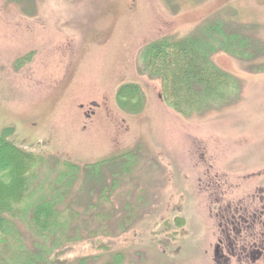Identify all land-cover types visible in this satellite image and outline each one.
I'll list each match as a JSON object with an SVG mask.
<instances>
[{
	"label": "rangeland",
	"instance_id": "1",
	"mask_svg": "<svg viewBox=\"0 0 264 264\" xmlns=\"http://www.w3.org/2000/svg\"><path fill=\"white\" fill-rule=\"evenodd\" d=\"M218 19L253 44L246 58L221 50L211 57L235 89L223 102L177 113L141 51L201 37ZM127 85L137 112L117 98ZM6 128L17 147L45 156L15 221L28 253L79 239L70 259L87 264H213L209 199L224 207L262 186L264 0H0ZM40 202L58 214L47 238L29 221ZM11 253L0 246V264Z\"/></svg>",
	"mask_w": 264,
	"mask_h": 264
},
{
	"label": "trees",
	"instance_id": "2",
	"mask_svg": "<svg viewBox=\"0 0 264 264\" xmlns=\"http://www.w3.org/2000/svg\"><path fill=\"white\" fill-rule=\"evenodd\" d=\"M244 31L218 19L199 30L203 32L201 37L197 35L176 42L161 39L145 46L139 59L147 75L161 81L167 105L188 116L201 110L208 102H223L235 89L233 79L214 65L211 57L221 50L246 58V50L253 44L243 34ZM134 90L127 85L119 90L117 98H121L125 107L137 112L140 109L133 108L137 104ZM14 135L11 128L0 131V246L12 248L4 264H87L88 257L75 261L70 259L79 239L52 241L48 248L40 249L34 255L18 246L15 221L19 211L25 208L22 204L26 202L29 176L35 166L44 162L45 156L41 152L35 156L17 147L9 141V137ZM33 208L29 221L35 232L45 238L55 235L58 214L52 203L40 202Z\"/></svg>",
	"mask_w": 264,
	"mask_h": 264
},
{
	"label": "flooded vegetation",
	"instance_id": "3",
	"mask_svg": "<svg viewBox=\"0 0 264 264\" xmlns=\"http://www.w3.org/2000/svg\"><path fill=\"white\" fill-rule=\"evenodd\" d=\"M258 179L262 186L243 191L224 207L220 198L209 199L208 218L216 224L209 245L213 264H264V170ZM216 193L221 194L215 188Z\"/></svg>",
	"mask_w": 264,
	"mask_h": 264
}]
</instances>
